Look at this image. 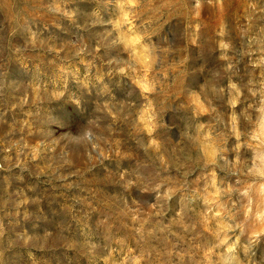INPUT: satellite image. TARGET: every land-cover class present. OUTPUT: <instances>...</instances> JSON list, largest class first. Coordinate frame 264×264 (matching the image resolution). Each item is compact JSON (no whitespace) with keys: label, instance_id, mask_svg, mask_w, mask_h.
I'll use <instances>...</instances> for the list:
<instances>
[{"label":"rangeland","instance_id":"374dc122","mask_svg":"<svg viewBox=\"0 0 264 264\" xmlns=\"http://www.w3.org/2000/svg\"><path fill=\"white\" fill-rule=\"evenodd\" d=\"M0 264H264V0H0Z\"/></svg>","mask_w":264,"mask_h":264}]
</instances>
